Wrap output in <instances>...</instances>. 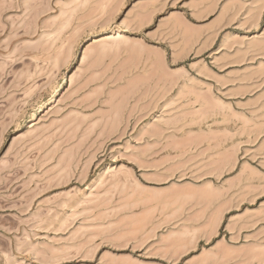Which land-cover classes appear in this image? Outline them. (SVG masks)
Listing matches in <instances>:
<instances>
[{"label":"rangeland","instance_id":"obj_1","mask_svg":"<svg viewBox=\"0 0 264 264\" xmlns=\"http://www.w3.org/2000/svg\"><path fill=\"white\" fill-rule=\"evenodd\" d=\"M0 264H264V0H0Z\"/></svg>","mask_w":264,"mask_h":264},{"label":"bare ground","instance_id":"obj_2","mask_svg":"<svg viewBox=\"0 0 264 264\" xmlns=\"http://www.w3.org/2000/svg\"><path fill=\"white\" fill-rule=\"evenodd\" d=\"M18 135L21 136V133L18 134ZM179 237H181V236H179ZM184 237H185V236H184ZM186 238H187V237H186ZM181 239H185V238H182V237H181ZM181 239H180V240H181ZM177 240H178V238H177ZM177 240H176V241H177ZM181 241H182V240H181ZM181 241H180V242H181ZM183 241H184V240H183ZM184 243H185V242H183V244H184ZM172 245H173V244H172ZM184 245H185V244H184ZM170 246H171V245H170ZM181 246H182V245H181ZM175 247H176V246H175ZM177 248H178V247H177ZM179 248H180V247H179ZM182 248H183V247H182ZM172 251H173V250H172ZM211 256H212V255H211ZM204 260H205V259H203V261H204ZM199 261H200V260H199Z\"/></svg>","mask_w":264,"mask_h":264}]
</instances>
